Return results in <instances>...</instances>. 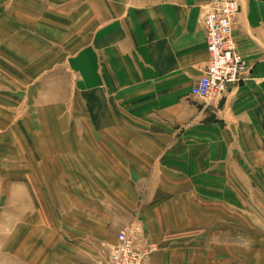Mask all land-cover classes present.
I'll return each instance as SVG.
<instances>
[{
  "label": "crops",
  "instance_id": "1",
  "mask_svg": "<svg viewBox=\"0 0 264 264\" xmlns=\"http://www.w3.org/2000/svg\"><path fill=\"white\" fill-rule=\"evenodd\" d=\"M207 2L70 0L60 3L58 20L50 23L58 22L65 33L72 27L71 32L82 33L78 40L87 41L75 60L92 121L85 132L104 140L92 139L93 165L80 167L102 175V192L96 195L93 189L91 196L98 206L92 208L93 227L94 219L97 232L137 222L153 248L147 264H264V206L260 211L256 201L261 199L257 190H264L259 177L260 169L264 175V0H238L233 40L248 72L210 105L190 95L208 62L201 25ZM15 15L12 11L6 18ZM13 35L2 36L14 40ZM16 49H2L0 56L19 66ZM0 117V144L7 138L12 165L5 183L23 184L10 196L11 261L0 264H35L32 235L20 240L17 222L21 213L37 205L47 212L52 203L42 206L37 189L42 179L35 168L29 170L34 163L20 160V151L26 156L32 150L35 159L38 149L13 144L16 131ZM55 121L53 133L60 136L66 118ZM45 136V146L62 144L61 137ZM0 157L3 178L8 162ZM249 181L256 185L252 191ZM20 193L27 199L22 207L15 201ZM7 194L0 197L9 199ZM256 205V210L249 207Z\"/></svg>",
  "mask_w": 264,
  "mask_h": 264
},
{
  "label": "rangeland",
  "instance_id": "2",
  "mask_svg": "<svg viewBox=\"0 0 264 264\" xmlns=\"http://www.w3.org/2000/svg\"><path fill=\"white\" fill-rule=\"evenodd\" d=\"M69 1L0 0V15H4L3 18L0 17V51L8 48L16 52L18 47L19 52L12 56L20 61V65L16 66L12 57L7 59L0 56V115L8 118L10 127L16 131L18 139L13 144H25V150L26 146L33 144L38 149L35 159L31 158V148L30 153L25 152L26 156L22 155L23 150L20 151V160L27 164L34 163L29 170L35 168V175L42 179V183L37 186V189L44 192H41L42 206L44 202L52 203V206L47 207V212L37 205V208L21 213L20 221L17 222L20 223V240H26L28 234L32 235L31 259L35 256V264H108L110 248L115 243L117 233L122 227L135 221L120 224L115 232H97L98 221L94 219L93 227V219H90L92 208H98L97 205H92L91 196L102 192L98 190L102 175H90L82 168L86 165L91 168L93 165L90 152L92 139L96 140V144L104 140L103 137H92L85 132L91 128L92 121L89 119L88 105L83 101V83L77 73L75 60L76 51L87 41L78 40L82 33L71 32L72 27H68V33H65L60 30L58 22L50 24L53 18L58 20L54 15H58L60 3ZM12 11L16 15L7 19V14ZM10 33L15 39L4 40L5 37L12 36ZM13 45L16 47H12ZM28 65L31 70L27 69ZM58 108L59 114L55 115ZM63 116L66 118L64 131L60 130V136H54L53 128L57 127L55 118ZM45 131L48 137H52L51 141H58L61 137L62 144L54 148L50 144L45 146L48 143ZM2 139L4 141L1 143L5 146L0 144V155H3L2 161L8 162L9 169L12 166L7 156L10 154L7 152L10 149L9 143L7 138ZM7 168L1 170L3 175L6 171H11V168ZM1 176L0 194L5 195L9 191V199L0 197V262L8 263L11 261L10 244L15 234V218L10 213V196L21 191L23 184L20 180L21 188L16 187V183L7 185L5 178L10 179L11 174L3 178ZM259 177L264 187L261 169ZM107 186L105 184V194ZM248 186L252 191L256 185L249 181ZM257 193L261 196L260 200H256L261 211L264 206V190H257ZM46 194L50 199H45ZM15 201L21 202V207L24 203L27 205V199L22 193ZM66 206L67 211L64 213ZM249 207L256 210L258 205ZM248 218L249 216L244 220ZM103 223L101 222V228ZM110 224L112 222L108 225ZM149 255L144 264H147Z\"/></svg>",
  "mask_w": 264,
  "mask_h": 264
},
{
  "label": "built area",
  "instance_id": "3",
  "mask_svg": "<svg viewBox=\"0 0 264 264\" xmlns=\"http://www.w3.org/2000/svg\"><path fill=\"white\" fill-rule=\"evenodd\" d=\"M202 9L201 25L208 62L190 95L210 105L224 95L229 85L241 81L248 71L233 40L238 0H208ZM132 223L117 233L108 264H142L153 250L147 247L138 223Z\"/></svg>",
  "mask_w": 264,
  "mask_h": 264
},
{
  "label": "bare ground",
  "instance_id": "4",
  "mask_svg": "<svg viewBox=\"0 0 264 264\" xmlns=\"http://www.w3.org/2000/svg\"><path fill=\"white\" fill-rule=\"evenodd\" d=\"M109 255H110V253H109ZM146 259V258H145ZM145 259L143 260V263L142 264H144V262H145ZM108 260H109V258H108Z\"/></svg>",
  "mask_w": 264,
  "mask_h": 264
}]
</instances>
